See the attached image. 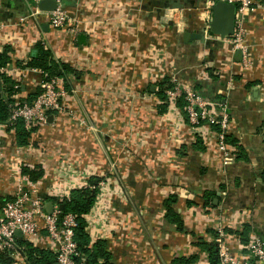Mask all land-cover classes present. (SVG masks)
<instances>
[{"label": "crops", "instance_id": "0c3cea01", "mask_svg": "<svg viewBox=\"0 0 264 264\" xmlns=\"http://www.w3.org/2000/svg\"><path fill=\"white\" fill-rule=\"evenodd\" d=\"M40 1L0 0V51L12 48L5 74L20 82L21 98L33 93L42 72L16 61L43 43L53 59L75 71L59 80L76 117L49 113L23 146L15 130L0 123V196L13 197L25 183L21 163L42 166L37 183L51 195L97 176L113 187L99 200L107 215L100 236L107 239L111 264H177L180 257L209 264L200 243L218 251L220 223L226 224L227 245L248 255L249 234L264 236V0L245 15L247 63L231 36L215 35L209 46L183 40V31L202 28L207 0H54L76 20V34L53 28ZM174 1L182 6L172 7ZM174 74L226 105L228 134L244 147L247 160L235 154L223 164L213 126L191 125L178 102L173 110L165 102L162 110L158 86ZM206 192L214 193L211 205L205 204ZM170 196L182 229L165 216ZM228 211L245 212V219L229 221ZM244 225L246 241L240 236Z\"/></svg>", "mask_w": 264, "mask_h": 264}, {"label": "built area", "instance_id": "2783aa9c", "mask_svg": "<svg viewBox=\"0 0 264 264\" xmlns=\"http://www.w3.org/2000/svg\"><path fill=\"white\" fill-rule=\"evenodd\" d=\"M215 0H207L205 13L201 22V29L207 39L214 35L210 33L209 23L211 20V6ZM234 2L237 5L235 31L231 36L233 49L241 52L242 60L247 63L249 58V44L245 39V15L259 6L263 0H225ZM47 17L53 28H65L69 32L76 34L78 24L70 17L64 8L58 4L48 11ZM10 70L9 65L0 66V73ZM171 86L166 92V103L169 110L176 107L180 98L184 101V111L188 122L193 126L207 124L209 126L219 125V130L214 131L216 138V148L223 159V164L229 165L235 159L234 147L225 141V135L229 133L230 114L219 99L207 98L203 96L191 83L182 81L176 74L169 78ZM229 84V83H228ZM228 84L224 91L230 88ZM15 84L14 87H17ZM41 91L35 99L29 103L27 101H16L12 107L8 124L22 120L26 132L29 133V142L38 127L46 123L48 114L54 112H65L69 117H76L73 109L65 103L68 91L60 86L59 78L40 81ZM79 118V117H77ZM16 146V145H15ZM17 152V148H15ZM25 183L18 185L11 200H8L0 209V253L8 254L14 264H27L24 253V246L17 242L16 230L21 232V239L31 243L33 246L41 247L55 253L56 264H75L74 258L81 256L77 250L75 241V228L77 220L74 214L64 213L60 208V202L69 196V192L63 191L50 194V189L40 187L39 183L30 181L27 176ZM105 185L108 187L106 179L97 182L99 193L90 210L84 214L85 231L90 235L91 240L104 237L106 230L101 225L106 223L107 215L100 211V198L106 193ZM80 187L93 188L91 184L84 183ZM51 195L57 198L52 202V211L45 210L43 195ZM243 213L234 214L228 211L226 217L229 221L240 222L245 219ZM243 218V219H242ZM226 224L216 226L215 241L218 245L219 264H264V239L255 232L248 237V255H237L226 243ZM96 232L99 235L95 234ZM104 232V233H103ZM103 233L102 236H100ZM82 263L85 258L81 256Z\"/></svg>", "mask_w": 264, "mask_h": 264}, {"label": "trees", "instance_id": "16d2710c", "mask_svg": "<svg viewBox=\"0 0 264 264\" xmlns=\"http://www.w3.org/2000/svg\"><path fill=\"white\" fill-rule=\"evenodd\" d=\"M12 48L10 45H6L2 51H0V66H6L11 62ZM16 64L20 68H35L42 72L45 80L51 78H62L67 72H73L67 63L55 60L52 58L50 50L45 47L43 43H36L33 47L31 55L25 61H16ZM75 72V71H74ZM73 72V73H74ZM18 84L17 87H14ZM171 86V82L167 79L160 82L158 95L165 104L166 92L165 90ZM22 91L19 81L14 80L11 76L0 73V123H7L11 107L16 101H27L31 103L35 97L41 91L40 87L30 93L25 99L19 96ZM178 105L184 108V101L182 98L178 100ZM166 108V104L163 105L162 110ZM7 127L13 128L16 134V142L18 145L23 146L29 144V133L26 132L22 120L18 119L15 123L7 124ZM215 130H219V125H213ZM225 141L234 147V153L237 158L247 160V154L242 145L237 143L236 138L231 134L225 135ZM21 175L27 176L30 181L36 182L40 180L44 174V170L41 165L36 164L30 167L27 163L20 164ZM261 177L264 180V171L261 172ZM100 181V177L90 176L88 183L93 186L89 187H76L70 190L69 196L64 198L60 205H62V214L72 213L77 220V226L75 228V241L77 250L81 256L85 258L82 263L81 256L74 258L75 264H111L112 254L107 245L105 239L98 238L94 241L91 240L90 235L85 231L84 214H86L92 205L94 204L96 197L99 193L97 182ZM214 193L206 192L205 204L212 203V196ZM10 196H0V209L4 203L11 200ZM44 201H57V198L51 195L44 194ZM174 197L170 196L164 200L165 216L173 222L178 229H182L183 222L179 214L171 207ZM246 233H248L247 225H244L240 236L243 241H246ZM264 238V236H262ZM17 242L24 246V253L27 259V264H56L55 253L43 249L41 247L33 246L31 243L24 241L21 238H17ZM200 246L207 251L209 264H219V254L214 244H208L205 242L200 243ZM13 259L8 254L0 253V264H11ZM194 261V257L185 258L180 257L176 260L177 264H190Z\"/></svg>", "mask_w": 264, "mask_h": 264}, {"label": "water", "instance_id": "95a60500", "mask_svg": "<svg viewBox=\"0 0 264 264\" xmlns=\"http://www.w3.org/2000/svg\"><path fill=\"white\" fill-rule=\"evenodd\" d=\"M37 5V3H35ZM39 9L51 11L56 7V2L54 0L43 1L38 3ZM182 6L178 1L172 2V7L180 8ZM236 9L237 5L234 2H229L225 0H215L211 6V20L209 23L210 33L217 35L220 38H228L232 36L235 31V19H236ZM182 38L184 41L197 40L205 46H209L210 40H208L203 34L202 29H197L196 31H183ZM218 198L213 199V204H216ZM45 210L50 213L52 211V202L47 201L45 203ZM62 208V205H60ZM18 237H21V232L19 230L15 231Z\"/></svg>", "mask_w": 264, "mask_h": 264}, {"label": "rangeland", "instance_id": "374dc122", "mask_svg": "<svg viewBox=\"0 0 264 264\" xmlns=\"http://www.w3.org/2000/svg\"><path fill=\"white\" fill-rule=\"evenodd\" d=\"M204 10H205V5L201 8L200 13L203 12ZM214 36H215V35H214ZM214 36H213V37H214ZM216 37H217V36H216ZM229 37H230V36H229ZM229 37H228V38H229ZM105 189H106V191H109V189H110V192H109V193L112 194V192H113V187H112V188L110 187V183H108V187L105 185Z\"/></svg>", "mask_w": 264, "mask_h": 264}]
</instances>
